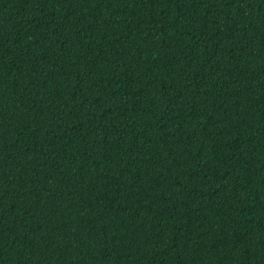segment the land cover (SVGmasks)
<instances>
[{
    "label": "trees",
    "instance_id": "obj_1",
    "mask_svg": "<svg viewBox=\"0 0 264 264\" xmlns=\"http://www.w3.org/2000/svg\"><path fill=\"white\" fill-rule=\"evenodd\" d=\"M0 264H264V0H0Z\"/></svg>",
    "mask_w": 264,
    "mask_h": 264
}]
</instances>
